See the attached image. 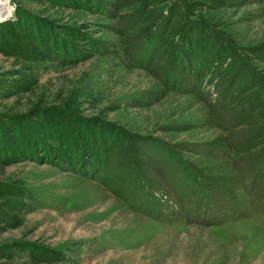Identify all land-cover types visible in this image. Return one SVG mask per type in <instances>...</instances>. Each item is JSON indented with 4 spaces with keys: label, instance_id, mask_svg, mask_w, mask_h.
Returning <instances> with one entry per match:
<instances>
[{
    "label": "rangeland",
    "instance_id": "obj_1",
    "mask_svg": "<svg viewBox=\"0 0 264 264\" xmlns=\"http://www.w3.org/2000/svg\"><path fill=\"white\" fill-rule=\"evenodd\" d=\"M0 6V264H264V0Z\"/></svg>",
    "mask_w": 264,
    "mask_h": 264
},
{
    "label": "bare ground",
    "instance_id": "obj_2",
    "mask_svg": "<svg viewBox=\"0 0 264 264\" xmlns=\"http://www.w3.org/2000/svg\"><path fill=\"white\" fill-rule=\"evenodd\" d=\"M8 12L4 10V7L0 6V19L4 18Z\"/></svg>",
    "mask_w": 264,
    "mask_h": 264
}]
</instances>
